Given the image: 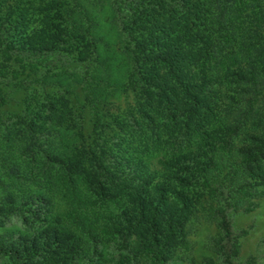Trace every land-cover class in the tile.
<instances>
[{
	"label": "trees",
	"instance_id": "obj_1",
	"mask_svg": "<svg viewBox=\"0 0 264 264\" xmlns=\"http://www.w3.org/2000/svg\"><path fill=\"white\" fill-rule=\"evenodd\" d=\"M55 53L82 72L37 75ZM263 188L264 0H0L8 264H168L203 223L231 264Z\"/></svg>",
	"mask_w": 264,
	"mask_h": 264
},
{
	"label": "rangeland",
	"instance_id": "obj_2",
	"mask_svg": "<svg viewBox=\"0 0 264 264\" xmlns=\"http://www.w3.org/2000/svg\"><path fill=\"white\" fill-rule=\"evenodd\" d=\"M35 60V58H32ZM41 62L39 74L73 71L81 73L84 66L77 62L71 56L55 53L44 57H36ZM14 69H19V63L13 64ZM4 90L9 97L3 107L6 111H17L22 107V101L26 96L18 80L11 75L2 82ZM62 91L61 89H58ZM31 91V90H30ZM131 102V98L129 100ZM85 120L89 114L85 111ZM264 189V188H263ZM228 219L230 221L231 231L237 236L242 230L246 233L239 237V253L231 259V264H264V196L258 201L257 207L250 213H235L229 211ZM5 228L9 230L20 229L21 223L17 218H11ZM219 230L214 226L203 223L198 230L191 236L190 248L178 253L168 264H227L223 254H217L211 245V238L216 237ZM118 252L115 249H106L105 259L100 264H112L109 258L117 257ZM0 264H8L6 259L0 258Z\"/></svg>",
	"mask_w": 264,
	"mask_h": 264
}]
</instances>
